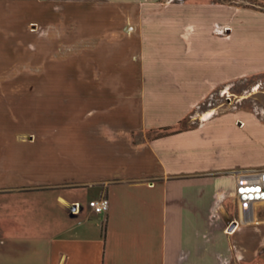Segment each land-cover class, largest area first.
Returning <instances> with one entry per match:
<instances>
[{
  "label": "crops",
  "instance_id": "crops-1",
  "mask_svg": "<svg viewBox=\"0 0 264 264\" xmlns=\"http://www.w3.org/2000/svg\"><path fill=\"white\" fill-rule=\"evenodd\" d=\"M55 1L119 6L114 24L77 28L80 47L102 57L101 78L125 87L94 100L102 108L109 102L105 116L41 126L29 139L0 137V176L13 180L0 192L55 194L51 202H6L0 264H254L255 247H264V203L256 207L258 224L232 234L225 229L239 207L231 220L226 203L237 202V174L264 170V118L201 105L264 74V58L247 47L248 34L235 41L238 28L228 19L245 11L263 20L264 12L211 0ZM130 1L136 7L128 16L137 20L126 26L120 7ZM171 8H182L181 23L163 15ZM224 28L225 37L217 31ZM127 96L135 98L132 119ZM53 129L61 132L52 137ZM101 198L110 207L98 214L89 204Z\"/></svg>",
  "mask_w": 264,
  "mask_h": 264
},
{
  "label": "rangeland",
  "instance_id": "rangeland-1",
  "mask_svg": "<svg viewBox=\"0 0 264 264\" xmlns=\"http://www.w3.org/2000/svg\"><path fill=\"white\" fill-rule=\"evenodd\" d=\"M187 1L189 0H159V3L168 5ZM211 1L264 12V0ZM118 7L99 1L70 3L55 0H0L1 138L14 136L29 139L41 135L43 131L41 126L51 129L55 126L62 127L69 121H92L95 116H105L111 108L109 102H105L102 108V102L97 105L94 100H101L103 96L107 101L109 98L105 95L106 91L118 88L119 84H121L119 88H124V82L101 78L102 57L93 50L80 47L82 36L77 27L78 24L83 26L114 24L116 21L113 18L114 12ZM125 7H120L127 15L122 17L120 22L122 20L126 26H132L130 24L137 18L128 15H133L136 2H126ZM171 9L163 13L167 20H172L175 17L173 14L182 17V8ZM101 11L108 12L109 16H102ZM218 17L222 20L225 18L223 15ZM179 18L175 17L174 21ZM228 19L238 28L235 41L240 44L248 34L247 47L249 49L253 47L255 57L264 58V19L245 11L239 15H233L231 12ZM181 20L182 18L179 19L180 23ZM225 29L217 31L219 30L221 36L225 37L227 35ZM76 41H79L78 46L72 44ZM178 44L183 46L181 41ZM128 46L129 43L126 55L132 53L131 47ZM163 57L170 58L172 55ZM167 65L168 63L165 64L166 67ZM125 85L126 88H133L134 82L126 81ZM224 89L230 90L227 93L216 92L215 95L205 98L201 111H214L222 115L237 111L264 118V74L239 79L231 88L227 86ZM114 99L113 103L116 104L117 98ZM134 100L133 97H126V105L130 106L127 109V119L133 117L130 113L134 109L131 108L134 106ZM211 114L212 112L206 114L204 118ZM185 128L186 125H183L175 131ZM227 131L230 132L228 128ZM60 132V129H53L51 136L54 137ZM231 133L235 134L233 130ZM7 181L11 183L12 177L0 176V188L6 186ZM4 190L3 188L0 191ZM54 195L52 190L32 191L21 195L0 192V217H4V206L8 201L51 202L55 199ZM226 208L230 219H236L237 202L229 200ZM229 227L230 225L225 230L232 234L234 231L229 232ZM251 235H254V239L257 238V232H252ZM263 256L264 247L256 246L253 263L264 264ZM238 260L237 263L240 264Z\"/></svg>",
  "mask_w": 264,
  "mask_h": 264
},
{
  "label": "built area",
  "instance_id": "built-area-1",
  "mask_svg": "<svg viewBox=\"0 0 264 264\" xmlns=\"http://www.w3.org/2000/svg\"><path fill=\"white\" fill-rule=\"evenodd\" d=\"M236 196L239 217L231 223L229 232L239 226L258 224L256 207L264 203V170H255L237 174ZM90 207L98 214L109 211L110 202L107 198L92 200ZM234 224L233 229L231 226Z\"/></svg>",
  "mask_w": 264,
  "mask_h": 264
},
{
  "label": "water",
  "instance_id": "water-1",
  "mask_svg": "<svg viewBox=\"0 0 264 264\" xmlns=\"http://www.w3.org/2000/svg\"><path fill=\"white\" fill-rule=\"evenodd\" d=\"M75 207H76V206H74V209H75ZM233 227H234V224L231 226V229H233Z\"/></svg>",
  "mask_w": 264,
  "mask_h": 264
},
{
  "label": "trees",
  "instance_id": "trees-1",
  "mask_svg": "<svg viewBox=\"0 0 264 264\" xmlns=\"http://www.w3.org/2000/svg\"><path fill=\"white\" fill-rule=\"evenodd\" d=\"M165 131H168V130H165Z\"/></svg>",
  "mask_w": 264,
  "mask_h": 264
}]
</instances>
